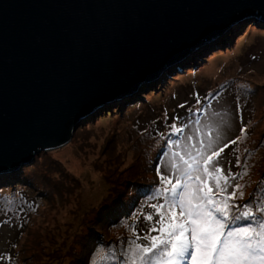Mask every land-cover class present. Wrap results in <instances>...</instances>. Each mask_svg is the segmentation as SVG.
Here are the masks:
<instances>
[{
    "label": "rangeland",
    "instance_id": "374dc122",
    "mask_svg": "<svg viewBox=\"0 0 264 264\" xmlns=\"http://www.w3.org/2000/svg\"><path fill=\"white\" fill-rule=\"evenodd\" d=\"M213 80L221 87L232 88L241 100H252L255 113L248 141H261L264 145V21L253 17L235 26L228 34L219 35L212 43L128 98L105 104L95 113L83 117L66 145L40 153L31 165L19 173L9 174L6 178L36 174L50 181L51 188L41 189V193L35 190L27 197L29 200L38 199L39 203L33 208L28 207L25 198L19 199L24 205L22 209L16 208L15 202L10 206L9 200L4 203L0 199V264H72L73 259L79 264L83 255L78 242L85 238L86 227H96V219L111 207L115 199L117 187L111 183L138 180L139 186L146 189V196L153 195L156 188L171 187V184H162L160 178L157 187L152 183L157 179L150 165L156 162L162 145L132 129L134 120L143 111L137 109L131 113L136 104L148 105L155 110L163 104L170 108L183 106L185 110L193 100L199 103L194 107V113L183 120V131L175 132L177 138L172 139L171 153L168 155L169 150L165 148L162 154L165 172L173 184L178 173L174 172L172 165L182 163L173 153H182L187 159L189 155L195 156L203 151L206 157L225 144L229 146L245 124V108L234 95L224 93L226 95L221 97H211L213 91L209 90L205 96L197 97L192 91H205ZM242 103L247 106V102ZM250 108L247 106V113ZM156 116L155 123L160 126L164 117L160 114L158 119ZM245 140L241 138V142H247ZM228 146L218 158H214L210 171L221 167L223 175H228ZM252 149L254 152L247 155L246 163L253 177L250 183L253 192L245 197L246 191L243 190L251 186H246V180L242 182L241 190H238L243 192L240 203L241 206L248 203L256 214L264 216L259 210L264 205V194L257 189L264 183L262 177L259 178V173L264 171V146L252 145ZM109 163L115 164L117 170L108 173V177ZM135 172L138 174L133 178ZM201 178L206 180L207 176L201 172ZM136 184L133 188H137ZM215 189L214 195L220 199V193ZM12 196L18 198V191ZM161 197L164 200L163 196L159 199ZM151 204L148 205L155 211L153 219L157 223L151 225V231L156 229L152 236H165L160 229L169 223L167 209L157 211ZM176 212L179 213L178 208ZM130 217L113 231L111 229L107 240L100 233L98 237L104 241V250L97 253L94 248L88 264L133 263V254L138 251L131 239ZM64 246L72 249L68 252ZM10 249L13 251L8 257Z\"/></svg>",
    "mask_w": 264,
    "mask_h": 264
},
{
    "label": "water",
    "instance_id": "95a60500",
    "mask_svg": "<svg viewBox=\"0 0 264 264\" xmlns=\"http://www.w3.org/2000/svg\"><path fill=\"white\" fill-rule=\"evenodd\" d=\"M253 17L264 0H0V176Z\"/></svg>",
    "mask_w": 264,
    "mask_h": 264
},
{
    "label": "snow or ice",
    "instance_id": "6c2138e0",
    "mask_svg": "<svg viewBox=\"0 0 264 264\" xmlns=\"http://www.w3.org/2000/svg\"><path fill=\"white\" fill-rule=\"evenodd\" d=\"M172 127L177 133L183 131ZM224 147L206 157L203 151L187 159L182 153H173L182 161L172 165L178 173L174 184L169 176L157 172L162 184H171L170 188L155 189L153 198L163 196L164 203L151 205L157 211L167 209L169 223L160 229L166 235L152 237L150 246L136 245L138 254H133V264H264V216L258 218L248 203H229L236 199L235 191L230 196L223 195L229 177L223 175L221 167L210 171ZM201 172L207 180L201 178ZM213 179L220 199L208 182ZM259 210L264 213V205ZM163 218L161 214L162 221Z\"/></svg>",
    "mask_w": 264,
    "mask_h": 264
},
{
    "label": "trees",
    "instance_id": "16d2710c",
    "mask_svg": "<svg viewBox=\"0 0 264 264\" xmlns=\"http://www.w3.org/2000/svg\"><path fill=\"white\" fill-rule=\"evenodd\" d=\"M250 57L251 54H249ZM224 84V83H222ZM224 86V85H223ZM221 87L218 82L214 81L212 84L208 86V88L203 91L199 92L200 89L192 90L197 94V97H203L206 95V93L209 90H212L211 97H221L227 94H230V96H235L236 101L240 103L242 106H244V114L245 116V124L242 126L240 131L237 133V137L235 140H237L236 144H230L227 148L229 151L228 154V159L229 160V168H228V175L229 177L226 188L227 191L223 194L224 197L230 196L233 191L236 193V199L229 201V203H235L237 202L239 205L241 200V195H243V192L238 191L241 190V183L246 180V186L247 184H250L253 180V177L251 175V171H249L248 165H247V155L249 156L252 155L254 152V149H252V145H255L257 147L263 148L264 145H261V141H256V140H249L250 134V123L252 122L251 119L254 116L255 109L253 106L252 100L250 98H247V100H241V97L236 96V94L233 92V89L230 87ZM191 96V95H190ZM210 96V95H209ZM133 99H131L132 101ZM137 100V99H136ZM137 102V101H136ZM197 100H193L191 103H189V107H187L185 110L183 106L181 108H170L166 106L165 104L160 105L157 107V110L149 107L148 105H142L141 103L136 104V107H133L130 111L131 113H135L137 109L143 110L141 112V115L137 120H134L132 129H134L136 132L140 133L142 137L147 136L151 139H153V142H158L159 145H162L158 158L156 159V162L151 166L152 172L156 173V179L157 181L153 180V184L157 187L158 186V178H160L157 175V172L162 173L163 175H166L165 168H164V163H163V152L165 151V148H168L169 153L172 151L171 147V142L173 138H177L175 136L176 129L173 128L172 126L175 125L177 128L183 129L184 128V123L183 120H186V118L194 113V107L199 104L197 103ZM242 102H247V106L251 107L249 113H247V106H245L244 103ZM139 107V108H138ZM130 113V114H131ZM111 114V112H110ZM160 114L163 115L162 117L163 120L161 122V125L157 126L155 123V115L156 118H160ZM154 115V116H153ZM146 118L148 119V122L145 121ZM158 118V119H159ZM147 122V123H146ZM159 122V121H158ZM246 130V131H244ZM141 137V136H140ZM141 137V138H142ZM246 139L245 141L247 142H241V138ZM138 147V146H137ZM224 154V153H223ZM167 155V156H168ZM108 168L110 170L107 172L108 173H114L115 170H117V166L115 164L109 163ZM19 173V172H18ZM258 172H256L257 175ZM59 174V173H58ZM138 173H133V178H136V175ZM19 175V174H18ZM46 175V174H44ZM216 175H219L217 173ZM8 175L5 176H0V199H3L4 203L6 201H10V206L14 203L16 208H23V204L19 203L20 198H25L26 201L28 202V207H35L37 203H39L38 199L36 197L31 198L30 200L27 198L29 195L34 193L35 190H38L40 192L41 189L47 190L51 186L49 185L51 182L43 179L42 177L33 174L29 175L28 177H20V176H14L13 179L11 178H6ZM114 176V175H113ZM109 177V176H108ZM264 180V171L262 173H259V178ZM114 179V178H113ZM208 178H206L207 180ZM131 180V179H130ZM130 180H124L121 181L120 183H111L113 187H117V192H115L114 196L115 199H113V203L111 207H109L106 211L103 212V214L96 219V224L97 226L94 228H88L86 227V234L84 235L85 238H82V240L78 242V244L81 247V254L83 255L82 260H78L79 264H88V257L92 255L94 248H96L97 253H101L104 250V241L103 239L100 241V238L98 237L100 233H103L105 236V239L107 240V236L109 231L118 226H120L126 218L131 216L130 218L132 219L130 222V230L131 232V239L132 242L134 243V246L136 245H141V246H150L151 243V238L152 236V231H151V225L157 224L156 219H153V216L155 214V211L153 209L149 208L148 204H163L164 200H162V197L159 199L153 198V195L146 196V189H143L144 187L139 186L138 180L135 182H130ZM211 181L214 183L212 184ZM75 182V181H74ZM172 182V181H171ZM176 182V181H173ZM209 184L214 188L215 187V180H210L208 181ZM137 183L135 186L137 188H133V184ZM236 185H239V188H236ZM263 185V186H262ZM251 186V184L249 185ZM48 187V188H47ZM119 187V189H118ZM122 189L120 190V188ZM264 183H261L260 186L257 187L260 192L264 194ZM16 191L19 193L18 198H14L12 194H14ZM154 191V190H153ZM215 191H217L215 189ZM245 193V197L249 195V193L252 194L253 192V187H248ZM12 193V194H10ZM41 193V192H40ZM221 196V194H220ZM243 196V198H244ZM249 199V198H248ZM244 201L245 198L243 199ZM244 203V202H243ZM151 217V219H149ZM257 217H262L260 214H257ZM155 222V223H154ZM247 223V222H244ZM82 237V236H81ZM83 245V247H82ZM57 246V245H54ZM75 247V246H74ZM136 248V247H135ZM64 250L68 251L72 249L71 247L64 246ZM10 251H13L10 249L9 256L10 257ZM79 251V250H78ZM138 251V249H137ZM74 261L72 264H77V260L73 259ZM125 261V260H124ZM133 264V263H130Z\"/></svg>",
    "mask_w": 264,
    "mask_h": 264
}]
</instances>
